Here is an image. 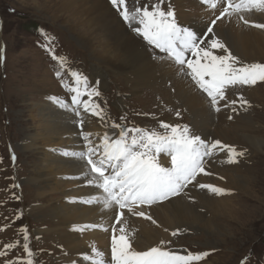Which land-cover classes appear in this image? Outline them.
Instances as JSON below:
<instances>
[{
	"label": "rangeland",
	"instance_id": "obj_1",
	"mask_svg": "<svg viewBox=\"0 0 264 264\" xmlns=\"http://www.w3.org/2000/svg\"><path fill=\"white\" fill-rule=\"evenodd\" d=\"M130 1L135 2L134 0ZM139 1L142 5H151L156 2V0ZM168 1L174 3L173 0ZM197 1L201 2V0ZM61 2V0H0V49H3L2 55L4 57L3 61L0 62V251L5 250L4 246L6 244L19 241L15 248L7 250L6 255L1 257L0 264H6V261L17 260L18 258L20 260L27 259V255L23 250V235L21 232L24 227L27 228L29 239L31 236L33 239L32 244L35 246L30 245V249L34 253V264H73V261H71L72 263L66 260H64L66 262L63 261V257H65L63 253L66 251L63 250L64 247L60 245L58 239L61 233H67L73 230L74 227H70L68 230L59 227L60 229L57 231L58 225L55 221L57 218H55L52 210L60 208L62 205L70 208L76 204L95 205L81 202L83 199H81L80 193L83 186L80 185L82 180L79 177L63 172L37 175L33 169L36 162L45 165L47 162L70 156L74 157L64 155V152H76L70 148L74 144L72 142H76L75 139L70 140L71 137H69V139H66L67 141H64L65 139L57 136L52 137V135L45 136V139L42 138L44 130L41 129L40 125L49 123L53 119L52 115L48 113L46 105L49 107L54 106L55 111L62 108L58 107L59 99L50 98L68 96V91L64 85L70 84L72 80L70 71H82L84 69L87 72L88 70V73L94 79L96 77L92 75L94 68L99 67L102 69L97 52L83 40L81 32L77 33L75 31L80 27V22H84L85 16L79 12L69 14L70 11L63 14ZM166 2L164 0L165 9L168 8ZM195 3V0H185L181 6L183 8H176L173 4L172 7L178 25L182 26L177 20L176 14L178 12L176 10L185 9L187 12H192ZM202 5L206 4L202 3ZM221 6H224V4H218L216 9H220ZM210 10L207 14L211 17L214 11L213 9ZM242 22L240 20V23L244 24ZM256 29L262 31V29ZM257 33L260 41L264 42V35L260 32ZM49 37H51L50 40ZM48 49H52L57 57L65 58L67 65L60 68L57 61L52 59V54ZM260 53L254 51L249 58L253 56L264 57L259 56ZM258 60L264 61V58ZM105 65L110 66L112 69L116 68L113 64L105 63ZM57 70L61 72L59 78L56 76ZM102 71L106 70L103 68ZM117 75L120 76L119 73ZM113 76V74L110 75V87L114 88L113 104L118 98H128L129 100V105L125 108L127 111L120 109L124 113L123 119L117 118L114 120L115 122L120 121L127 127L147 125L149 128L157 130H159L160 122H164L173 125H187L192 131V124L184 118V115H186L185 109L177 110V107L174 111H170L172 108L169 106L157 108L156 106L161 104L160 100L149 90L132 88L126 85L125 79L123 80L118 76L114 78L115 76ZM96 80H99V78ZM263 83L258 82L249 86V88ZM61 85L64 86L66 91L62 89ZM242 88L245 87L242 86ZM102 90L104 91L101 93L102 96L105 93L109 94L108 89ZM259 92L264 98L263 87H259ZM116 93L117 95H115ZM255 93L256 90L251 91L252 95ZM204 96L207 98L206 94ZM263 98L255 101L258 104L255 105L254 103L255 106L251 108L252 114L248 108L249 103L244 108L240 106L236 108L237 104L235 106L229 104L232 109L235 107L236 110L245 109L249 111L252 118L258 114L255 117L256 122L251 123L250 129L256 131L260 137H264V105L261 104L264 103ZM51 100L54 101L52 104L50 103ZM162 109L165 111H162ZM61 111L64 113L69 112L68 109H61ZM177 111L179 116L176 115ZM214 112L217 111L214 110ZM117 114L120 113L115 108L105 112V115H103L104 122H109L110 117L113 123L115 116H121ZM73 117L75 120L80 121L79 117ZM55 118L59 120L58 116ZM93 123L94 121L90 120L85 122L86 125L83 123V126L87 127ZM76 127L78 126L76 125ZM79 130L82 129L79 128ZM111 131L114 132V130ZM115 135L116 133L113 135V139H115ZM222 143L228 145V143ZM9 144L12 148V154L7 151ZM250 152L249 164L254 169L251 170L250 174L256 181L255 183L251 182V186L254 188L251 189V196L246 193L241 194L234 184L235 187H232L231 194H227L231 199L226 200L235 204L233 210L239 219L232 221L230 218L227 219L226 214L220 213L217 209H215L216 211H210L202 208L199 213L205 214V219L214 225L213 228L209 229L193 224L185 225L178 235L172 236L171 233L176 230L173 229L174 226H171L170 228L173 230L162 240L169 242L167 244L168 248L171 246L174 249L185 247L190 250H215L213 256H210L201 264H236L245 255L253 256L252 259L254 258L256 263L261 262L264 256L261 253L264 251V153L260 151L256 153L252 149H250ZM13 154L16 157L15 161L12 160ZM210 160L214 166L222 167L218 154ZM81 163H85L83 159H81ZM76 179L77 182H74ZM58 181H63V184L58 185L56 183ZM216 184L223 185L227 190L229 189L227 187L230 186V184H223L221 180L216 181ZM15 185H18V187H15ZM47 185H53L58 189L55 191ZM14 188L18 190L12 191ZM196 189L199 190V188ZM14 196L18 199L13 198ZM220 199L223 198L220 197ZM163 202H166V200L155 203V205ZM240 205L242 207L238 210ZM128 215L136 221L133 223V227L140 224L139 221L142 219L144 223L149 224L150 226L143 229L152 231L149 233L151 238H153L154 232L162 230L161 224L157 221L153 223L152 218L136 217V215L128 213L126 214L127 220H130ZM113 224L115 225V223ZM153 224L157 225L154 226ZM136 229L135 234L138 235L140 230ZM94 230L99 231L100 229L77 231V234L84 240V237ZM88 232L89 234H87ZM102 232L106 235L108 233L113 234L112 226L108 227V231ZM140 240L146 246V239L140 237ZM108 242L110 243V241ZM86 245L88 246V244ZM105 245H107L106 239ZM37 250L39 251L37 252ZM84 256L82 255L78 262ZM83 262L90 264L89 261L84 259Z\"/></svg>",
	"mask_w": 264,
	"mask_h": 264
},
{
	"label": "bare ground",
	"instance_id": "obj_2",
	"mask_svg": "<svg viewBox=\"0 0 264 264\" xmlns=\"http://www.w3.org/2000/svg\"><path fill=\"white\" fill-rule=\"evenodd\" d=\"M61 1V11H63V14L70 11L69 14L79 12L85 16L84 22L81 23L79 21L80 27L75 31L83 34V40L97 52V56L101 60L100 64L102 65V69L104 68L106 70L102 71V69L98 67L94 68V71H92V75H95L100 80V89H109L111 81L110 75L113 74L115 76L113 77L117 78V73H119L120 76L118 77L123 80L125 79L126 85L132 88H143L144 91L149 90L155 95L161 103L159 106H156L157 108L169 106L172 108L170 111H174L177 107V110L185 109L186 115H184V118L192 124L191 129L193 133L200 135L202 139L209 141L220 140L228 143V145L235 146L238 150H245V155L240 157L239 162L235 164L222 163V167H216L209 159L206 164V171L210 172L211 175H207L208 177H206V175L201 174V176H198L197 180L199 183L213 184L225 189L223 185L216 184V181L221 180L223 184H230L231 187L226 186L230 189H228L229 194H231L232 187L234 188L236 186L237 191H240L241 194L246 193L251 196V189H254L251 186V182L255 183L256 181L250 174L251 170H254L253 167L251 168V164H249L251 159L250 149L256 153L259 151L264 153V137H260L257 135L256 131L255 134V132L250 129L251 123L256 122L255 117L258 115L252 118L251 108L258 104L255 103V101L263 98V96L260 95L259 87L264 88V83L252 88L238 87L240 91L238 88L230 89L226 93L227 99L221 101L218 105L220 111L214 112L207 98L196 88L193 81L180 72V66L170 61L165 53L147 45L141 37H138L111 7L109 0H81V2H79L80 0ZM166 1V6H171L173 9V4H175L176 8H183L181 6L185 0H173L174 3L168 0ZM195 2L192 12H187L185 9H178V11L176 10V12H178L176 16L182 27H186L197 34H202L206 32V27L211 25V21L216 19L220 14L223 6H221L220 9H213L214 13L212 12L213 15L210 17L207 13L211 10L207 8L206 5H202L201 2L197 0H195ZM129 3L132 5L134 2L130 1ZM139 4L142 5L140 1ZM245 18L254 23H264V12L258 13L253 11L251 13H246ZM256 31L264 35V29L260 31L257 30L256 27L241 24L240 20L235 16L231 19L222 18L218 20L214 26L215 37L220 39L232 54L244 63H264V61L258 60L264 57L253 56L249 58L254 51L261 52L258 55L264 56V42L260 41L259 34ZM215 51L217 54H221L219 50ZM105 63L113 64L116 68L112 69L110 66L108 67L105 65ZM250 90H256V93L252 95ZM68 96H54L53 98L59 99L58 107H62L61 109H65L62 105L67 103L69 105V112L64 113L59 108L55 111L54 106L49 107L46 105L48 113L52 115L53 119L50 120L49 123L40 125L41 129L44 130V134H42L43 139H45V136L52 135V137H61L65 139L64 141H67L66 139L71 137L70 140L75 139L76 142H72L74 144L70 148L73 151L81 152L85 149V142L83 141L82 135H80L82 131L92 133L93 137L94 135L104 136L105 133L111 138L113 137L114 132L110 129L113 127L111 126L109 128L106 126L105 124H108V121L104 122V120L99 117L92 119V121H94L93 124L87 127L83 126L82 130H79V128L76 127V122H79V120H75L73 117L76 115L71 110V98H68ZM240 96H243L248 101V108L251 114L245 109L233 111L232 108H230L229 101L233 99L238 100ZM128 101V98H118L113 106L118 111H120L121 108L127 111L125 108L129 105ZM53 102L54 101L51 100L50 103L52 104ZM261 104L264 105V103ZM238 106L239 104L237 103L236 108ZM162 111L165 110L162 109ZM57 116L59 120H56L55 117ZM229 117H231V119H229ZM79 118L80 120L82 118L84 119V117ZM114 137L116 138V135ZM26 149H28V147H26ZM217 154L220 157V161L226 159V154L224 152H217ZM255 156H257V154H255ZM70 157L47 162L45 165L40 164L41 162H36L33 169L36 171L37 175L50 172H63L71 173L75 177H79L82 181L80 182L79 178L77 179L80 185L83 186L80 193L81 199H88L93 196L101 195L102 193L99 189L87 183V181L91 179V175H84L88 171L87 165L85 163L82 164L81 159L78 157ZM160 160L162 164L167 165L168 158L166 156L161 155ZM221 177L223 179H221ZM77 179L74 180V182H77ZM56 183L62 185L63 181H58ZM234 184L235 186H233ZM47 186L53 188L55 191L58 189L53 185ZM196 188L199 187L189 185L183 193L169 198L166 202L159 205L154 204L149 207L142 206L138 209L144 211L146 216H150L153 220L161 224L162 230L154 232L153 238L149 236V233L152 232L151 230L143 229L150 226L144 223L142 221L143 219L139 221L140 224L134 226L140 230H138L140 233L136 235L137 229L133 227V223L136 221L132 220L130 215H128L130 220H127L126 214H128V212L124 210L125 214L123 219L126 221L127 229L130 230L135 237L132 238L133 247L137 250H147L152 246L158 245L164 237L166 238L168 236L171 230H182L185 225L193 224L198 226L201 225L209 229L213 228L214 225L209 220L205 219V214L199 213V210L202 208H206L210 211L217 209L220 213L223 212L226 214L228 216L227 219L230 218L232 221L239 219L238 216L235 215L236 212L233 210L235 204L226 201L231 199L227 194L215 195L207 189L202 190L199 188V190H197ZM220 197L224 200H221ZM222 201L225 202L222 203ZM93 204L95 205L85 206L76 204L71 206L72 208L62 205L60 208H54L52 212L55 214V218H57L55 219L58 225L57 231H59L60 228L68 230L70 227L80 226L83 223L104 224L107 228L110 226L113 227L115 220L114 215L118 214L119 210L117 209L116 213L113 211H105L102 210L100 204ZM240 207L242 206H238V210ZM241 223L243 224V222ZM153 225L156 226L157 224ZM115 226L117 228L120 227V225L117 224H115ZM171 226H174V228L171 229ZM165 229H167V231ZM71 231L74 230H70V233H61L58 239L60 245L64 247L63 250L66 251L63 253L65 255L63 261L66 260L70 263H72L71 261H75L76 264H85L83 259L80 262H78V260L81 259L80 257L82 255H91L92 246L102 251L105 261H109L107 256L108 241L113 234L110 235L108 233V235H106L100 230H94L90 234L88 232L87 234L89 235L85 236L83 240L77 234V231ZM118 234L117 232V235ZM140 237L146 239V246H144ZM105 239L107 245H105ZM85 243L88 244V246Z\"/></svg>",
	"mask_w": 264,
	"mask_h": 264
},
{
	"label": "snow or ice",
	"instance_id": "obj_3",
	"mask_svg": "<svg viewBox=\"0 0 264 264\" xmlns=\"http://www.w3.org/2000/svg\"><path fill=\"white\" fill-rule=\"evenodd\" d=\"M109 2L138 37L147 45L165 53L170 61L180 66V72L190 77L196 88L206 94L210 106L215 111H220L218 105L227 99L226 93L230 89L264 82V63L241 62L214 34V26L218 20L231 19L234 16L245 25L264 29V23H254L245 18L246 13L264 12V0H201L209 9H216L218 4H224L220 14L211 21V25L207 26L206 32L202 34L178 25L174 10L171 6L166 10L164 0H156L151 5H141L139 0H135L131 6L129 0ZM215 50H219L221 54H217ZM48 51L60 68L67 65L65 58L57 57L52 49ZM2 52L3 49H0V62L4 59ZM189 54L192 58H188ZM56 76L61 77L59 70L56 71ZM71 77L74 82L64 85L72 94L71 110L77 117H80L83 110L103 119V109L93 99L101 95L98 88H89L86 79L76 71L71 72ZM84 96L88 99H82ZM237 103L241 108L248 105L243 96L238 100L229 101L233 106ZM62 106L65 109L69 108L68 104ZM232 110L236 111V108L233 107ZM176 115L179 116V112ZM79 124L82 129V119ZM112 126L119 128V135L115 139L105 133L101 142L93 145L90 140L92 134L82 131L85 150L64 152V155H72L86 161L90 167L85 175H91L87 183L102 193L81 202L98 203L102 210L114 213L119 210L118 214L114 215L115 222L120 227L117 228L115 225L112 227L110 261H105L103 252L95 246L91 247V255H85L83 259L90 264H198L209 255L208 252L172 250L166 247L169 243L167 241H161L147 250L135 249L132 245L133 233L127 229L126 221L123 219L124 210L132 215L151 219L144 211L138 209L178 196L189 185L202 190L207 189L215 195L229 194L228 190L213 184L199 183L197 178L201 174L211 175L206 171V164L217 152L226 154V159L221 161L222 163L235 164L245 155V150H238L235 146L223 144L220 140L202 139L187 125L160 122L159 130L127 127L116 123ZM162 154L169 158L168 166L161 163ZM15 159L13 154L12 160ZM13 198L18 199L15 196ZM152 222L156 223L155 220ZM97 228L108 231L104 224L74 226L73 230L84 232ZM179 231L177 229L171 235L176 236ZM21 232L27 259L18 258L6 261V264H34V253L30 249L27 228H22ZM18 244L19 241L6 244L5 250L0 251V256L6 255L7 250L15 248Z\"/></svg>",
	"mask_w": 264,
	"mask_h": 264
}]
</instances>
